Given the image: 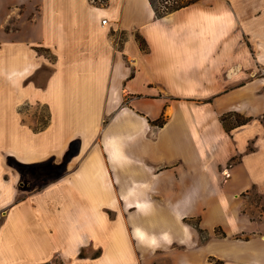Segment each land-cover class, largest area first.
Returning <instances> with one entry per match:
<instances>
[{
  "label": "crops",
  "instance_id": "crops-1",
  "mask_svg": "<svg viewBox=\"0 0 264 264\" xmlns=\"http://www.w3.org/2000/svg\"><path fill=\"white\" fill-rule=\"evenodd\" d=\"M19 6L0 48V264H264V0ZM229 112L250 120L228 129ZM75 139L36 188L12 163L60 165Z\"/></svg>",
  "mask_w": 264,
  "mask_h": 264
},
{
  "label": "rangeland",
  "instance_id": "rangeland-1",
  "mask_svg": "<svg viewBox=\"0 0 264 264\" xmlns=\"http://www.w3.org/2000/svg\"><path fill=\"white\" fill-rule=\"evenodd\" d=\"M26 1L27 0H0V48H5L6 45H10L11 36L7 35V32L16 30L17 18L19 17L18 14L22 11L21 6H19V8L16 7V5H20L21 3H24ZM100 1L103 2L104 0ZM125 37L126 34L123 33H119L116 36L117 40L120 42ZM33 49L36 51L37 56L41 57V60L47 59L50 62L54 61L55 56L50 49L40 44H34ZM4 60L5 58L3 59V61ZM51 72V65L45 63L39 67L38 74L34 75L32 78L36 80L38 84L44 86ZM27 82L28 80H26V83ZM20 111L24 113L25 120L33 126L34 130H41L48 123L49 111L44 103L26 102L20 106ZM241 119V116L229 115L226 121V125L230 126L231 124H234ZM59 171L60 169L58 165L54 164L52 161L36 164L25 169L24 173L26 174H24L23 176V181L26 183V185L29 184V188H36L37 186L42 185L43 183L55 178L58 175ZM250 197L256 202H260L261 200V197L257 194H253ZM214 264H219V262L214 261Z\"/></svg>",
  "mask_w": 264,
  "mask_h": 264
},
{
  "label": "trees",
  "instance_id": "trees-1",
  "mask_svg": "<svg viewBox=\"0 0 264 264\" xmlns=\"http://www.w3.org/2000/svg\"><path fill=\"white\" fill-rule=\"evenodd\" d=\"M94 1L97 2L99 0H94ZM197 1H199V0H150L151 5L155 11V16L158 18L166 15L169 12H172V11L178 10L182 7L193 4ZM138 39H141V37L138 36ZM139 41H140V44H143L142 39ZM229 115L241 116L242 119L238 120L234 124H231L230 126H227L226 121H227V118L229 117ZM166 120H167V115L165 114V112H163L157 119L150 120V123L153 125L162 126L166 122ZM221 120L224 123V125L229 129L231 126H234L235 124L240 125V124L246 123L248 120H250V118L246 117L240 113H237V112H229V113L223 114L221 116ZM79 145H80V142L78 139H75L70 143L68 150L66 152V155H65L64 163L58 165V167L60 169V171L58 172V175L65 172L66 162L68 160H70V158H72L73 156L78 154ZM12 163L20 170V172H22V173L25 172V166L24 165L20 164L19 162L15 161V160H12ZM34 165H36V164H34ZM199 230L201 231V229H199ZM217 262H219V264H222V261H217Z\"/></svg>",
  "mask_w": 264,
  "mask_h": 264
},
{
  "label": "built area",
  "instance_id": "built-area-1",
  "mask_svg": "<svg viewBox=\"0 0 264 264\" xmlns=\"http://www.w3.org/2000/svg\"><path fill=\"white\" fill-rule=\"evenodd\" d=\"M107 22H108L107 18H106V17H103V18H102V23H103V24H107Z\"/></svg>",
  "mask_w": 264,
  "mask_h": 264
}]
</instances>
